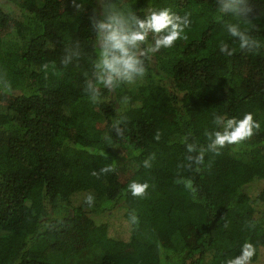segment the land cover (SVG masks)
I'll return each mask as SVG.
<instances>
[{
    "label": "trees",
    "instance_id": "16d2710c",
    "mask_svg": "<svg viewBox=\"0 0 264 264\" xmlns=\"http://www.w3.org/2000/svg\"><path fill=\"white\" fill-rule=\"evenodd\" d=\"M75 3L0 0V264H226L245 241L248 264H264V0L239 21L218 0H139L137 15L167 8L191 23L98 102L85 81L103 0ZM230 22L259 46L241 49ZM245 113L260 125L251 137L208 148L216 116Z\"/></svg>",
    "mask_w": 264,
    "mask_h": 264
},
{
    "label": "clouds",
    "instance_id": "9594fccd",
    "mask_svg": "<svg viewBox=\"0 0 264 264\" xmlns=\"http://www.w3.org/2000/svg\"><path fill=\"white\" fill-rule=\"evenodd\" d=\"M73 3L77 9L80 8L75 0ZM218 7L220 13L231 16L236 21L249 12L247 0H218ZM89 23L96 37V55L92 76L85 81V91L92 102H98L102 88L113 89L122 83H133L142 77L146 71L144 57L158 52L161 48L172 47L177 39L182 38L184 29L191 21L187 14L178 16L167 8L149 9L141 16L127 10V6L121 8L112 3V0H103L102 11L91 15ZM225 30L230 37L239 41L241 49L259 46V42L242 30L238 22L227 23ZM150 36L151 42H149ZM220 50L231 54L225 44H221ZM74 54L78 55V53ZM72 55H66L63 62L69 63ZM214 123L221 126L222 130L206 133L208 148L211 150H218L226 143L243 141L253 135L254 129L260 127L251 113H245L242 118L226 120L222 116H216ZM187 147L190 152L194 150L192 144ZM197 159H202V156ZM144 164L146 167L149 166V161L145 160ZM110 170V168L101 169V171ZM128 187L132 195L139 196L145 192L147 184L133 181ZM93 199L89 194L86 202L91 205ZM132 219L135 220V216ZM254 251L253 245L245 241L241 246L240 254L227 260L226 264H248Z\"/></svg>",
    "mask_w": 264,
    "mask_h": 264
},
{
    "label": "rangeland",
    "instance_id": "374dc122",
    "mask_svg": "<svg viewBox=\"0 0 264 264\" xmlns=\"http://www.w3.org/2000/svg\"><path fill=\"white\" fill-rule=\"evenodd\" d=\"M138 4H139V0H134V1H132L130 4H129V6L127 7V10H130V11H132V12H135L136 11V7L138 6ZM138 96L139 95H136V98H138ZM114 153H115V155H116V157L118 158V160L119 161H123L124 160V158H125V153H124V151L122 150V148L120 147V146H116L115 148H114ZM235 156H237V157H244V155L243 154H241V153H238V154H234ZM130 168L131 169H133L134 168V165L133 164H131V166H130ZM94 255H90V254H88L85 258L84 257H82V261L83 262H87V261H92L93 259H95L94 261H98L99 259L98 258H100L101 257V255H97V257H93ZM92 258V259H91ZM73 263V261H71V260H68L67 262H66V264H72Z\"/></svg>",
    "mask_w": 264,
    "mask_h": 264
}]
</instances>
